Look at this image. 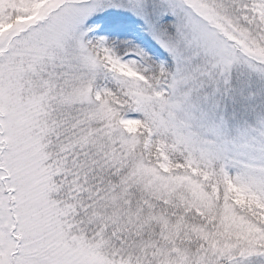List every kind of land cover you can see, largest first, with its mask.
<instances>
[{
    "label": "snow or ice",
    "instance_id": "6c2138e0",
    "mask_svg": "<svg viewBox=\"0 0 264 264\" xmlns=\"http://www.w3.org/2000/svg\"><path fill=\"white\" fill-rule=\"evenodd\" d=\"M0 264H264V0H0Z\"/></svg>",
    "mask_w": 264,
    "mask_h": 264
}]
</instances>
